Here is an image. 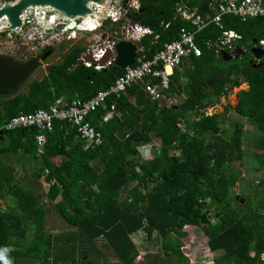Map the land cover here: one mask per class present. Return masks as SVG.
Returning <instances> with one entry per match:
<instances>
[{
  "label": "trees",
  "instance_id": "1",
  "mask_svg": "<svg viewBox=\"0 0 264 264\" xmlns=\"http://www.w3.org/2000/svg\"><path fill=\"white\" fill-rule=\"evenodd\" d=\"M182 1L141 0L139 10L127 12V19L154 32L140 42L148 58L183 31H193L190 23L174 18ZM188 4L192 10L199 6L200 12L207 6L205 0ZM124 21L104 20L102 34L120 33ZM222 24L223 30L211 25L196 35L203 56L190 57L172 76L168 94L186 95L183 103L153 101L143 87L135 86L119 97L109 96L91 112L88 120L102 133V143L86 144L77 125L61 120H54L42 146L36 126L0 132V247L13 249L12 264H113L98 247L99 239L118 264H137L141 249L134 236L139 233L153 246L159 244L165 255L150 253L139 264H163L172 258L190 264L183 251L187 226L202 229L209 250L221 252L215 264H264V201L252 205L251 199L242 205L241 198L232 196L244 175L247 129L237 123L231 138L224 140V114L206 113L227 102L228 88L248 81L251 89L240 93L237 112L264 133V65L255 68L249 56L226 62L208 45L235 31L241 37L237 46L251 55L255 41L264 39V18L243 22L224 16ZM87 48L74 43L48 66L46 75L33 80L29 77L53 45L25 60L0 52V127L21 112L49 109L60 97L91 99L127 71L115 63L100 70L88 66L82 59H87ZM25 85L28 89L22 91ZM113 105L115 114L106 120ZM232 108L226 106V114ZM150 146L153 158L147 159L143 149ZM253 147L262 152L260 173L264 140ZM5 154L39 160L30 180L34 188L21 181ZM40 181L50 186L47 197L68 230L48 227L50 207L37 192ZM263 185L264 180L257 187Z\"/></svg>",
  "mask_w": 264,
  "mask_h": 264
},
{
  "label": "built area",
  "instance_id": "2",
  "mask_svg": "<svg viewBox=\"0 0 264 264\" xmlns=\"http://www.w3.org/2000/svg\"><path fill=\"white\" fill-rule=\"evenodd\" d=\"M1 2L3 3L4 1L0 0V5L2 4ZM208 3H210V6L206 8L204 13L199 12V7L194 10L183 7L179 11L185 19L196 27L197 31H201L211 24H216L219 28L224 29L222 24L224 16L237 18L243 22L264 18V0H208ZM132 4L137 8L139 7L138 0H133ZM29 14L31 16L28 18ZM124 14L125 10L123 9H113L106 18H110L115 22L122 19ZM28 16L19 32L9 31L11 38H25L26 34L31 37V33L28 32L30 27L34 28V24L38 22L39 18L53 20L55 12L49 8L31 9ZM66 23L67 21L64 19L57 20L52 24L54 32L50 35L46 34L41 28L40 38H42L43 43L54 42L60 35H66V30L64 29ZM41 27L45 28L43 24H41ZM99 27L87 24L84 28H76L73 32L74 37L77 32H93L98 30ZM11 32L13 33L11 34ZM149 34H152L150 29L142 27L141 24L129 22V24L123 26V30L120 33L115 31L114 34H102L101 37L104 38H100L93 47L94 53L91 54V60L82 59L85 60L88 66L94 64L98 70L107 68L116 61L117 44L122 40L121 38L129 40L133 38L140 39ZM197 34V32L183 31L179 39L165 43L164 47L151 59L144 55L143 50L139 52L138 49L134 65L128 66L127 71L118 77L110 88L101 90L95 97L88 100H73L67 104L64 99L59 98L49 109L40 108L28 113L21 112L12 117L3 127H0V132L4 129L11 130L16 127L36 126L40 132L36 136V140L38 145L42 146L47 140V134L53 129L54 120H61L77 125L79 134L86 144L102 143L103 135L88 120L89 114L95 111L109 96L119 97L122 94H126L128 88L135 86L143 87L153 101L162 103L164 100H168V104H174V96L168 93L171 92L172 76L175 70L180 69L190 57L203 56L202 48L196 43ZM238 37L239 35L235 31L226 32L225 39H221L220 43L216 44L219 47V52L229 46L231 49V44ZM260 44L264 46V41ZM88 52L90 51L88 50ZM112 108L113 111L108 113L105 117L106 120H109L115 114L116 105H113Z\"/></svg>",
  "mask_w": 264,
  "mask_h": 264
},
{
  "label": "rangeland",
  "instance_id": "3",
  "mask_svg": "<svg viewBox=\"0 0 264 264\" xmlns=\"http://www.w3.org/2000/svg\"><path fill=\"white\" fill-rule=\"evenodd\" d=\"M2 3V2H1ZM126 12L123 15L122 18H124V23L129 24L130 21L127 20ZM31 16L29 14L28 18ZM41 21H38L35 23V27H30L29 31L31 33V37H28L26 34L25 38L19 39L18 37H10L9 32L6 33V35L0 36V52L1 53H11L18 58H21L23 60L31 58L36 56L39 51L48 45H53L54 50L47 53L46 57L42 60V65L29 77V80L33 79H40L43 75L46 73V69L48 66L54 62L59 61L64 53L69 50V48L74 43H80L84 44L88 47L91 54L94 53L93 47L98 43L102 34L101 29H98L93 32L88 31H81L77 32L74 37V31L76 28L71 29H65L66 35H61L57 37L52 44L43 43L42 38H40L41 35V28L43 30L44 27H41ZM44 25V24H43ZM45 26V25H44ZM66 26V25H65ZM13 32H11L12 34ZM52 34V33H51ZM50 35V34H49ZM37 37V39H35ZM87 55H89L87 51ZM28 89V85H25L21 90L26 91ZM239 93V90H236L233 93L232 101L237 104L238 97L237 94ZM185 101V97L176 96L173 100L174 105H179ZM221 114H224L223 120H222V127L224 128V132L221 135L224 140H229L233 133L235 132L236 124L242 123L245 125L247 129V142H246V149L249 150L247 157H244V167L242 169L244 175L241 178V182L236 186L234 189H232V196L239 197L244 200V203L242 205H245L249 200L252 199L251 204L254 205L255 203L258 204V202L264 201V185L260 188L257 187L258 184H261V182L264 180V171L258 172L261 170L262 164L261 158H262V152L258 149H255L253 147V142L260 143L261 135L264 136V133L260 134L257 127L254 126L248 119L242 118L236 113H228L226 114V111H219ZM209 115L213 112H209ZM261 127V126H260ZM157 144L159 146L160 141H157ZM148 150V151H147ZM143 151L145 152L144 155L148 159L153 158L152 154V148L147 147L144 148ZM20 154V153H18ZM21 155H11V154H5L3 156L5 161H8L11 165L15 166L17 168V175L21 179L22 182L30 184L31 187L34 188V184L31 182L33 180V172L38 168L40 165L39 160H35L33 157L30 156H23ZM32 179V180H31ZM31 180V181H30ZM34 182V181H33ZM42 182L41 187H36L37 192L40 195H43L45 198L46 203L50 207L49 212V218H48V227L51 230H54V232H61L63 230H68L69 226L66 225L64 220L60 217V215L55 210V203L50 202L47 197V192L50 189V186L45 181ZM35 183V182H34ZM39 184V183H37ZM252 185V186H250ZM260 195V196H257ZM258 197V199H257ZM12 199L11 201H15V199ZM257 200V201H256ZM185 230L188 233V236L183 240L184 241V247L183 251L184 254L189 258L190 264H215L216 258L221 257V252L212 253L207 245L208 238L204 234V231L202 229H199L195 226H187ZM134 240L136 244L140 247L141 253L137 260V264L142 263L148 254L152 253H160V255L165 258V255L159 248V244H153L150 241H147L145 239V236L142 233H139L134 236ZM97 245L100 248L101 251H104L107 254L108 259L113 264H118V260L114 257V254L112 253V250L110 247L106 244L105 240L99 239L97 241ZM147 262V261H146ZM34 264L35 262H31ZM27 264V263H24ZM147 264H151L147 262ZM152 264H159V263H152ZM163 264H179L174 258L172 259H166L163 261Z\"/></svg>",
  "mask_w": 264,
  "mask_h": 264
},
{
  "label": "water",
  "instance_id": "4",
  "mask_svg": "<svg viewBox=\"0 0 264 264\" xmlns=\"http://www.w3.org/2000/svg\"><path fill=\"white\" fill-rule=\"evenodd\" d=\"M129 0H124L122 6L127 8ZM112 0H12L4 1L0 5V33L3 32H19L25 24V19L31 9L49 8L55 12V20H47L39 18L45 25L43 31L46 34L54 32V24L57 20L69 21L64 29L84 28L87 23L93 22L95 26H101L105 16L115 9L111 5ZM84 25V26H83ZM243 51V50H241ZM238 51V54L243 53ZM255 57L260 60L264 56V50L255 47L252 50ZM115 64L121 68H127L135 63L137 56V45L128 40H120L117 44V52L115 54ZM240 55H238L239 57ZM225 61L230 62L233 57L227 52H223ZM239 199V197H237ZM241 203L244 200L241 199Z\"/></svg>",
  "mask_w": 264,
  "mask_h": 264
},
{
  "label": "crops",
  "instance_id": "5",
  "mask_svg": "<svg viewBox=\"0 0 264 264\" xmlns=\"http://www.w3.org/2000/svg\"><path fill=\"white\" fill-rule=\"evenodd\" d=\"M140 1V0H139ZM206 1V3H207V6L205 7V10H206V8L208 7V6H210V3H208V0H205ZM189 0L188 1H182V4H180L178 7H177V9H176V11H177V13L175 14V16H174V18H180L182 21H185V22H188V23H190V25L192 26V28H193V31H191V32H197V33H200V32H202V31H204L205 29H207L208 27H210L211 25H216V24H211L210 26H207L205 29H203V30H201V31H197V29H196V27H194L193 25H192V23L190 22V21H188L187 19H185L183 16H182V14H181V12L179 11V9L180 8H185V7H188L189 8ZM197 7H199V6H197ZM196 8V7H195ZM194 8V9H195ZM193 9V10H194ZM192 10V9H191ZM199 10H200V7H199ZM205 10H203V12H200V13H204V11ZM106 19H109V18H106ZM106 19H104V20H106ZM103 20V21H104ZM121 20V19H120ZM128 21H130V23H138V24H141L142 25V27H145V26H143V24L142 23H140V22H135V21H133V20H131V19H127ZM115 22H118V21H115ZM126 23V22H125ZM103 24V23H102ZM102 26V25H101ZM100 26V27H101ZM124 26V25H123ZM218 28H219V26L218 25H216ZM100 27H99V29H100ZM145 28H147V29H150L151 31H152V34H149V35H145V36H143V37H141L140 39L139 38H133V39H124V38H121L122 40H128V41H131V42H133V43H135L136 45H137V50L139 49V52L140 51H144V55L148 58V56H147V54H146V51H145V48L143 47V46H140V42L145 38V37H147V36H152L153 34H154V32H153V30L151 29V28H149V27H145ZM221 29V28H220ZM223 30V29H222ZM101 34H102V32H100ZM121 36L123 37V35L121 34ZM180 37V36H179ZM156 38H158V37H156ZM179 39V38H178ZM221 39H225V36L224 37H220L219 39H218V42H217V44H219L220 43V40ZM177 40V39H176ZM211 43H212V41H210L209 43H208V45H209V47L210 48H212V47H214L215 49H216V51H218L219 49H218V47L216 46V43H215V46H214V44H212L211 45ZM48 44H52V42L51 43H48ZM87 47V46H86ZM89 49L87 48V51H88ZM49 52V51H48ZM67 52V51H66ZM65 52V53H66ZM117 52V51H116ZM138 52V53H139ZM159 52V51H158ZM157 52V53H158ZM89 53V55H86V58L88 59V60H91V53L90 52H88ZM156 53V54H157ZM228 53V52H227ZM155 54V55H156ZM222 55H223V53H221ZM228 54H230V53H228ZM148 59H151V58H148ZM176 71V70H175ZM48 73V68L46 69V73H45V75ZM175 73V72H174ZM44 76V75H43ZM42 76V77H43ZM41 77V78H42ZM116 81V80H115ZM115 83V82H114ZM113 83V84H114ZM244 83H248V86L250 87V88H247V85H245V86H242ZM112 84V85H113ZM112 85H110L109 87H111ZM242 85L241 86H235V87H233V88H228V95H227V102H224V101H222L221 102V104H216L215 106H213V107H210L209 109H208V111L210 112H213L212 114H210V115H215V114H221V112H219V111H221V110H223V111H226V106H228V105H232L233 106V108L230 110V114H232V113H236V114H238L239 116H240V114L237 112V106H238V104H239V102H240V93L241 92H243V91H250V89H251V85L249 84V82L248 81H243V83H242ZM108 87V88H109ZM107 89V88H106ZM103 90H105V89H103ZM236 90H239V93L237 94V97H238V101H237V104H235L233 101H232V96H233V93L236 91ZM101 91V90H100ZM174 96V98L176 97V96H178V95H173ZM149 97V96H148ZM183 97H185L186 98V95H183ZM224 97H226V95L224 96ZM60 98H62V99H64V101L67 103V104H69V103H71L73 100H81V99H72L71 101H67L64 97H60ZM150 98V97H149ZM178 106V105H177ZM208 111H206V113L209 115V113H208ZM226 113V112H225ZM243 118V117H242ZM18 171V170H17ZM17 171H16V174H17ZM18 176V175H17ZM12 199H10V202L12 203V205H16V200L15 201H11ZM44 201H45V198H44ZM55 203V202H54ZM4 207L5 208H8V204H5L4 205Z\"/></svg>",
  "mask_w": 264,
  "mask_h": 264
},
{
  "label": "flooded vegetation",
  "instance_id": "6",
  "mask_svg": "<svg viewBox=\"0 0 264 264\" xmlns=\"http://www.w3.org/2000/svg\"><path fill=\"white\" fill-rule=\"evenodd\" d=\"M132 1H133V0H129V1H128V3H127V8H124V7L122 6L124 0H112L111 5L114 6L115 9H123V10H125L126 13L129 12V11L131 12V11L139 10L140 7H141V0H140V1L138 0V2H139V7H138V8L135 7V6L132 4ZM105 19H106V16H105ZM67 22H69V21H67ZM262 41H264V39L261 40V41L256 40V41H255V46L252 48V50H253L255 47H258V48L264 50V46H261V44H260ZM229 47H230V46H229ZM229 47H227L226 49H221V52H218V54L221 55V53H223V52H228V53H230V55L233 57V59H232L230 62H232V61H234V60H240L241 58H244V57L249 56V57H251L250 60H249V62H250L255 68H257L258 66L261 67V66L264 65V56H263L260 60H258V59L255 57V55L252 53V50H251V55H248V49H245V48H242V47H240V46H237V40H235V41L231 44V49H230ZM218 49H219V47H218ZM241 50L244 51V54H243V53H241V54H238V53H237L238 51H241ZM218 51H219V50H218ZM243 51H241V52H243ZM49 52H50V51H49ZM49 52H48V53H49ZM238 55H240V56L238 57ZM45 57H46V56H44V58H45ZM226 62H228V61H226ZM245 85H247V88H250V87L248 86V83H244L242 86H245Z\"/></svg>",
  "mask_w": 264,
  "mask_h": 264
},
{
  "label": "clouds",
  "instance_id": "7",
  "mask_svg": "<svg viewBox=\"0 0 264 264\" xmlns=\"http://www.w3.org/2000/svg\"><path fill=\"white\" fill-rule=\"evenodd\" d=\"M238 34V33H237ZM238 38H241L240 36ZM236 38L235 40H237ZM234 40V41H235ZM13 251L10 247H0V264H12L11 259L9 258V254Z\"/></svg>",
  "mask_w": 264,
  "mask_h": 264
},
{
  "label": "bare ground",
  "instance_id": "8",
  "mask_svg": "<svg viewBox=\"0 0 264 264\" xmlns=\"http://www.w3.org/2000/svg\"><path fill=\"white\" fill-rule=\"evenodd\" d=\"M53 20H55V19H53ZM52 21V20H51ZM88 24V23H87ZM88 25H93V22H92V24L91 23H89ZM95 25V24H94ZM84 26V25H83Z\"/></svg>",
  "mask_w": 264,
  "mask_h": 264
}]
</instances>
